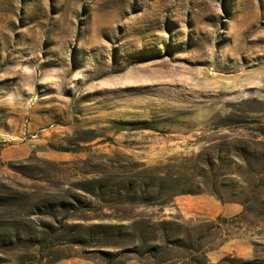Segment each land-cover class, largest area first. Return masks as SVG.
Returning a JSON list of instances; mask_svg holds the SVG:
<instances>
[{"label":"rangeland","instance_id":"374dc122","mask_svg":"<svg viewBox=\"0 0 264 264\" xmlns=\"http://www.w3.org/2000/svg\"><path fill=\"white\" fill-rule=\"evenodd\" d=\"M185 197L244 211L185 217ZM247 236L264 0H0V264H264L211 261Z\"/></svg>","mask_w":264,"mask_h":264},{"label":"crops","instance_id":"0c3cea01","mask_svg":"<svg viewBox=\"0 0 264 264\" xmlns=\"http://www.w3.org/2000/svg\"><path fill=\"white\" fill-rule=\"evenodd\" d=\"M177 207L184 216L200 217L205 220L217 219L220 216H237L244 211L241 203H225L208 197L189 199L187 197L176 200ZM226 251V252H225ZM227 252H234L247 258H258L264 254V236L237 237L225 242L222 248L213 250L210 259L218 261ZM56 264H88L83 259H65ZM123 264H142L137 258H130Z\"/></svg>","mask_w":264,"mask_h":264}]
</instances>
